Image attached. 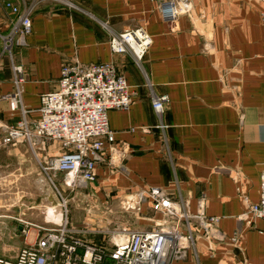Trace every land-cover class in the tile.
I'll list each match as a JSON object with an SVG mask.
<instances>
[{"label":"crops","instance_id":"0c3cea01","mask_svg":"<svg viewBox=\"0 0 264 264\" xmlns=\"http://www.w3.org/2000/svg\"><path fill=\"white\" fill-rule=\"evenodd\" d=\"M71 2L77 8L41 6L31 16V33L24 45L12 48L13 62L26 75L22 101L35 110L29 120L38 119L40 98L55 89L64 61L114 62L126 78L132 104L127 110L108 111V127L115 144L130 153L123 163L124 173L111 171L105 164L97 167L95 182L86 191L90 202L100 203L96 204L99 210L104 205L113 209L123 195L164 189L172 199L188 202L189 212L195 213L203 198L205 214L219 218V234L225 239L237 234L238 246L220 244L211 252L201 241L188 250L185 260L171 264H239L243 257L247 264H264V220H255L251 228L238 220L249 204L259 200L264 166V4L190 0L191 13L167 24L152 0ZM5 3L23 8L20 0H0L3 35L17 18ZM99 22H107L114 33L141 27L151 37L144 74L130 56L110 52V34ZM146 78L157 95L168 97L161 119L166 125L164 135L151 108ZM12 90L10 62L4 56L0 60V122L8 125L18 120L11 117L6 101ZM62 152L55 142L6 146L0 142V162L14 175L22 172L28 178L38 171L32 162ZM27 211L20 213L25 220L31 210L27 207ZM117 214L136 220L134 227L125 225L129 228L149 226L140 217L160 219L145 205L141 214L120 213L119 208ZM2 220L5 224L8 218ZM5 228L0 239L20 236L22 226ZM35 234L36 230L34 240Z\"/></svg>","mask_w":264,"mask_h":264},{"label":"built area","instance_id":"2783aa9c","mask_svg":"<svg viewBox=\"0 0 264 264\" xmlns=\"http://www.w3.org/2000/svg\"><path fill=\"white\" fill-rule=\"evenodd\" d=\"M20 1L22 9L5 3L7 10L17 18L7 34L0 33V60L4 56L9 59L12 75L13 90L6 101L11 117H18L14 125L0 122V142L4 146L22 142L30 145L37 140L58 143L62 153L43 161L35 159L41 173L53 185L55 194L62 198L53 184L57 175H63V185L74 191L87 190L95 182L100 164L107 165L111 171L124 173L123 163L130 152L127 147L115 144L107 113L129 109L132 96L125 76L114 62L85 65L64 61L55 89L40 98V107L36 110L38 119L29 120L35 110L22 101L26 75L23 68L13 62L12 48L24 45V39L31 33V16L41 6L77 7L71 0ZM152 1L167 24L175 23L179 15L192 11L190 0ZM255 1L264 4V0ZM99 24L110 34V52L115 56H130L144 74L143 61L152 45V39L144 29L136 27L114 33L107 22ZM261 26L264 32V14L261 15ZM145 81L151 108L160 121L158 128L164 135L166 125L161 119L168 107V97L157 95L149 80ZM135 196L136 201L131 204L121 199L118 201L120 213L141 214L145 205L160 219L140 217L149 226L117 229L106 243L104 239L103 242L88 243L76 238V231L66 220L58 224L59 229L37 225L34 227V243L22 247L14 258H0V264H171L185 260L188 250H193L201 241L211 252L220 244L238 246L237 234L229 239L219 234V218L205 214L203 198L198 200L195 213H190L188 202L172 199L164 189L138 191ZM61 203L66 215V202L61 200ZM96 204L92 202L88 209L94 214L99 211ZM257 219L264 220V166L259 180L258 202L249 204L238 217L246 228H251ZM16 221L22 226L21 235L27 236L30 224L22 219ZM239 252L242 254L241 250ZM239 264H247L245 257Z\"/></svg>","mask_w":264,"mask_h":264},{"label":"rangeland","instance_id":"374dc122","mask_svg":"<svg viewBox=\"0 0 264 264\" xmlns=\"http://www.w3.org/2000/svg\"><path fill=\"white\" fill-rule=\"evenodd\" d=\"M32 164L38 168V171L31 173L28 178L22 172H19L20 175H14L13 169L0 162V232L6 231L7 229H4L6 226L15 227L18 224L16 219H22L30 224L27 227V236L20 234L16 238L0 239L1 257L14 256L21 247L34 243V230H36L34 227L37 225L59 229L58 224H62L66 220L68 226L72 225V229L76 231L74 236L88 243L103 242V239L106 243L115 230L123 228L125 225L129 227L137 225L133 218L117 214V207L110 209V205H101L102 207L96 214L88 210L92 202L90 203L89 196H87V190L71 191L66 188L63 185L65 181L63 175L57 176L53 183L62 197L60 198L55 194L51 182L39 170L37 163L32 162ZM61 200L66 202V215L64 208L61 207ZM14 203L18 204L13 206ZM98 205L100 206V203ZM27 207L31 212L28 213L27 220H25L21 214L26 213ZM15 212L18 214H13ZM4 217L5 219L7 217L8 220L2 224L1 221Z\"/></svg>","mask_w":264,"mask_h":264},{"label":"water","instance_id":"95a60500","mask_svg":"<svg viewBox=\"0 0 264 264\" xmlns=\"http://www.w3.org/2000/svg\"><path fill=\"white\" fill-rule=\"evenodd\" d=\"M120 199L126 201L128 204H131L132 202L136 201V196L131 194H126L123 195Z\"/></svg>","mask_w":264,"mask_h":264},{"label":"bare ground","instance_id":"6f19581e","mask_svg":"<svg viewBox=\"0 0 264 264\" xmlns=\"http://www.w3.org/2000/svg\"><path fill=\"white\" fill-rule=\"evenodd\" d=\"M56 215V214H55ZM55 217V216H54ZM47 220V219H46Z\"/></svg>","mask_w":264,"mask_h":264}]
</instances>
